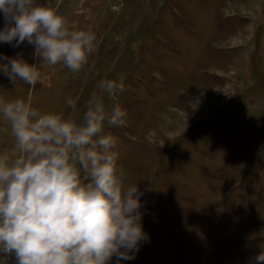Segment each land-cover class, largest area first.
I'll return each mask as SVG.
<instances>
[{
    "label": "rangeland",
    "instance_id": "374dc122",
    "mask_svg": "<svg viewBox=\"0 0 264 264\" xmlns=\"http://www.w3.org/2000/svg\"><path fill=\"white\" fill-rule=\"evenodd\" d=\"M38 2L91 29L96 49L72 73L39 65L27 41L0 42V57L19 55L41 72L33 87L0 70V98L79 121L101 80L123 84L103 102L119 103L126 126L105 133L127 183L144 192L148 239L120 264H255L264 250V0ZM12 143L0 119V149ZM0 264L15 256L0 254Z\"/></svg>",
    "mask_w": 264,
    "mask_h": 264
},
{
    "label": "clouds",
    "instance_id": "9594fccd",
    "mask_svg": "<svg viewBox=\"0 0 264 264\" xmlns=\"http://www.w3.org/2000/svg\"><path fill=\"white\" fill-rule=\"evenodd\" d=\"M0 42L34 45L39 65L78 73L96 49L91 29L70 27L55 8L38 0H0ZM0 70L15 86L41 82L37 64L0 57ZM78 121L34 108L23 98H0V119L13 143L0 149V254L16 264H116L132 260L147 240L138 184H128L105 125L126 126L115 101L124 86L103 79ZM66 104L75 109L76 102ZM150 190V189H149ZM264 264V250L254 257Z\"/></svg>",
    "mask_w": 264,
    "mask_h": 264
}]
</instances>
